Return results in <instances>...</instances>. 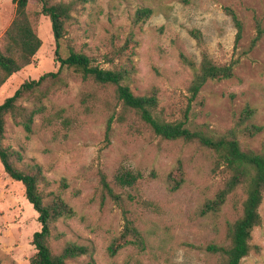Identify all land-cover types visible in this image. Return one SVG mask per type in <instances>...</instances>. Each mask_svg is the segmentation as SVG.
Here are the masks:
<instances>
[{"label":"rangeland","instance_id":"1","mask_svg":"<svg viewBox=\"0 0 264 264\" xmlns=\"http://www.w3.org/2000/svg\"><path fill=\"white\" fill-rule=\"evenodd\" d=\"M51 1L72 6L62 41L64 57L73 49L102 69L125 71L124 84L135 95L156 93V114L164 121L184 122L211 138L233 137L243 150L262 152L264 130L248 137L237 120L249 106L255 111L252 123L264 127V37L251 48L258 25L264 29V0ZM227 7L244 23L236 48L237 30ZM143 8L152 9L153 16L137 22ZM40 11V4L30 0L28 12L41 50L32 65L0 88V104L24 82L59 70L51 20ZM15 15L13 0H0V50ZM203 52L219 66L235 62L234 77L209 81L192 98L189 89ZM62 77L44 100L45 113L35 117L32 134L8 117L3 141L21 153L24 164L42 166L40 189L46 202L62 199L72 210L53 224V252L61 253L67 244L89 249L67 264H220V256L208 247L229 244L228 229L241 217L246 193L238 189L219 212L202 213L227 178L215 153L199 142L156 136L124 108L115 86L84 81L73 70ZM179 166L184 182L171 192L169 175L177 177ZM124 171L139 176L134 186L117 182ZM102 173L113 194L103 187ZM260 214L262 224L252 232L253 250L242 264H264V201ZM38 216L23 184L9 178L0 162V264H30L36 254L33 235L42 225ZM128 223L141 232L144 244L112 256L109 247Z\"/></svg>","mask_w":264,"mask_h":264},{"label":"trees","instance_id":"2","mask_svg":"<svg viewBox=\"0 0 264 264\" xmlns=\"http://www.w3.org/2000/svg\"><path fill=\"white\" fill-rule=\"evenodd\" d=\"M30 0H13L16 6V15L11 26L5 34L4 49L0 50V88L15 74L25 67L33 64L37 53L41 50L42 40L28 12ZM40 6L39 14L51 20L53 36L56 44L55 59L60 64L57 72H49L37 80L24 82L11 96L0 104V162L9 178L23 184L28 202L38 213L41 230L33 235V245L36 249L35 256L30 264H67L69 260L89 254V249L84 246L67 244L59 254H55L50 246L53 224L62 217L72 215V210L62 200L46 202L40 189L44 182L42 166L38 164H24L20 152L14 151L3 145L8 117H11L17 126H21L28 135L33 132L34 120L37 115L46 111L44 100L52 93L53 89L63 82L62 74L65 70H73L84 81L92 80L100 86H115L116 96L126 110L135 112L145 122L153 133L164 140H183L188 143L199 142L216 155L217 167L227 176L224 187L216 196L208 201L202 213H217L225 205L228 197L238 189H243L246 198L242 205V215L228 229V245H211L208 251L221 258L220 264H242L252 250V232L262 224L260 207L264 201V147L262 152L243 150L240 143L233 137L211 138L201 133L193 132L186 127L184 122H167L157 114L158 97L155 92L151 95L137 96L130 86L124 84L125 71L102 69L95 66L87 55L77 53L73 49L64 57L62 54V41L65 38L66 24L71 20L72 6L67 3H55L51 0H36ZM226 13L232 18L237 30L235 48L243 38L244 23L239 15L230 7L225 8ZM150 8L139 9L137 22H145L153 16ZM199 41L200 32H192ZM264 37V29L258 25L251 48L257 46ZM235 62L226 65H216L210 56L203 52L200 67L196 70L190 86L192 98H196L202 88L209 81L230 80L234 77ZM26 102L29 105L23 106ZM237 128L248 137H255L262 133L263 126L252 123L255 111L246 107L239 115ZM110 129V125L109 128ZM177 177L169 175L171 192L178 191L184 182L182 167L175 171ZM139 176L131 171H124L117 177V182L122 186H134ZM103 187L110 193L113 191L102 173ZM144 238L141 232L128 223L125 231L116 238L109 252L115 256L127 246H142Z\"/></svg>","mask_w":264,"mask_h":264}]
</instances>
